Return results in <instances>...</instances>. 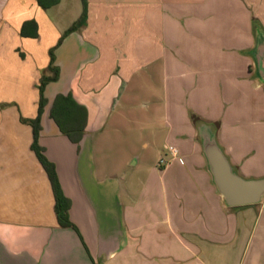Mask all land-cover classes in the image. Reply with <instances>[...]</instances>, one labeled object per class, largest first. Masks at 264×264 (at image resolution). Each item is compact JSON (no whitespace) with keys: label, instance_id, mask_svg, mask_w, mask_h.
Wrapping results in <instances>:
<instances>
[{"label":"crops","instance_id":"crops-1","mask_svg":"<svg viewBox=\"0 0 264 264\" xmlns=\"http://www.w3.org/2000/svg\"><path fill=\"white\" fill-rule=\"evenodd\" d=\"M87 1L86 24L55 51L60 75L46 87L40 135L76 231L58 223L33 130L21 119L37 116L50 50L80 20L83 2L44 9L38 0H0V264H264V199L226 206L200 136L208 126L238 174L264 178V83L253 58L264 0ZM27 21L37 37L22 35ZM153 66L164 93L156 133L170 163L162 173L151 168L136 192L124 186L126 173L100 167L95 140L134 77L142 91ZM68 93L88 110L79 144L50 118L56 96ZM168 147L178 151L172 160Z\"/></svg>","mask_w":264,"mask_h":264},{"label":"rangeland","instance_id":"rangeland-1","mask_svg":"<svg viewBox=\"0 0 264 264\" xmlns=\"http://www.w3.org/2000/svg\"><path fill=\"white\" fill-rule=\"evenodd\" d=\"M155 68L147 71L148 81L142 91L137 80L140 76L134 77L116 112L108 120L105 134L95 140L100 167H116L117 172L126 173L124 186L131 182L136 192H139L141 177H145L151 168L156 166L159 173L164 171L160 160L166 158L161 148L162 134L156 133L163 128L165 117L162 72ZM143 142L149 146L143 147Z\"/></svg>","mask_w":264,"mask_h":264},{"label":"trees","instance_id":"trees-1","mask_svg":"<svg viewBox=\"0 0 264 264\" xmlns=\"http://www.w3.org/2000/svg\"><path fill=\"white\" fill-rule=\"evenodd\" d=\"M60 0H38V4L44 8H50L57 5ZM84 10L82 17L78 22L73 24L67 29L58 44L50 50V64L49 71L52 72L51 76H44L38 89H39V106L37 116L34 118H22L24 124L29 125L33 130V142L31 145L32 151L35 153L38 162L46 172L48 179L51 183L52 190L55 198V213L58 223L63 228H72L79 231L77 226L71 221L70 209L72 207V201L66 196L60 178L57 172V167L46 155V149L40 144V135L42 132V117L45 112V108L48 105V99L45 96V90L50 82L57 81L60 75V69L55 65L56 62V49L61 45L64 38H66L72 32L82 28L86 24L87 20V1L82 0ZM22 35H30L37 37L38 25L35 21H27L22 27ZM50 118L60 129L61 133L67 136L73 143L79 144L82 140L88 123V110L85 106L79 104L74 98L72 93L67 95L58 94L54 99L50 110ZM94 264H102L95 262Z\"/></svg>","mask_w":264,"mask_h":264},{"label":"water","instance_id":"water-1","mask_svg":"<svg viewBox=\"0 0 264 264\" xmlns=\"http://www.w3.org/2000/svg\"><path fill=\"white\" fill-rule=\"evenodd\" d=\"M256 77L264 83V35L260 34L253 52ZM202 146L208 169L218 193L228 207L254 205L264 199V178L246 179L230 163L215 135L208 126L200 129Z\"/></svg>","mask_w":264,"mask_h":264},{"label":"built area","instance_id":"built-area-1","mask_svg":"<svg viewBox=\"0 0 264 264\" xmlns=\"http://www.w3.org/2000/svg\"><path fill=\"white\" fill-rule=\"evenodd\" d=\"M167 150L171 154V160L178 155V151L174 147H168ZM169 163H170V159L162 158L160 160V166L161 167H166L169 165Z\"/></svg>","mask_w":264,"mask_h":264}]
</instances>
